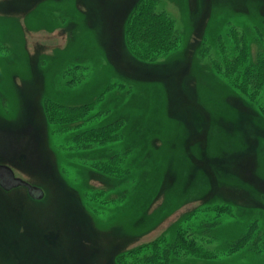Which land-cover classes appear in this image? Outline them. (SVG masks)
I'll return each mask as SVG.
<instances>
[{"label":"rangeland","instance_id":"374dc122","mask_svg":"<svg viewBox=\"0 0 264 264\" xmlns=\"http://www.w3.org/2000/svg\"><path fill=\"white\" fill-rule=\"evenodd\" d=\"M139 3L0 0V264H264V0Z\"/></svg>","mask_w":264,"mask_h":264},{"label":"trees","instance_id":"16d2710c","mask_svg":"<svg viewBox=\"0 0 264 264\" xmlns=\"http://www.w3.org/2000/svg\"><path fill=\"white\" fill-rule=\"evenodd\" d=\"M153 3H154V0H140V3L138 4L137 8L133 11L131 18H130L131 21H130V27H129V31H128V39H129L128 41L130 42V46L133 49V52H135L140 57L153 58L156 54L158 55V54H162L164 52H168L172 48V46H171L172 40H170V38L165 43H161L162 47H161L160 53L157 52V50H156V42H152V45H150V46H144V45L137 43V36H141V37L147 36V27L148 26H147L145 21L148 18L147 16H148L150 10L153 8ZM161 14L166 16V18H165L166 27H167L169 33H171V29L174 27V20L166 12L161 11ZM143 24H145V26H146V28H145L146 32L143 28L137 29L138 26H142ZM242 50L244 51L245 54L247 53L246 43L241 45L240 51H239L240 55H237L235 60H230L229 62H227L230 66V70L232 69V72H234V70H236L237 72H242V68L245 65H248V64H246V59L241 54ZM263 60H264V56L260 55L258 57V66H257V69H259V70H257L255 73L252 74V73H249L248 71H244L243 74H241V75H243V82H240V83H243V87L245 90L249 89L247 87H250L253 89L255 88L252 92L254 94L259 93V91L261 93L262 90H260V89L264 85V64H263ZM243 63H244V65L242 67H240ZM249 74L251 75V79H248L246 77ZM230 76H231L230 79H232V80L238 79L237 77L231 75V73H230ZM257 88L259 90L255 91V90H257ZM2 164H6V163H2ZM7 165H9V164H7ZM12 169H13V167H12ZM15 174L17 175L16 171H15ZM19 177H21V176H19ZM23 179L27 180L29 183H31L33 185H37V184H34L33 182H31L30 180H28L26 178H23ZM37 186H39V185H37ZM19 187L26 188L27 192H28L27 187H25V186H19ZM16 188H18V187H16ZM13 189H11V190H13ZM11 190H6V191H11ZM28 194H29V192H28ZM29 196L34 200H41V199L33 198L30 194H29ZM44 197H45V193H44L43 198ZM135 257H136V254L134 252H132L129 254L128 257H127V255H126V257L123 256L122 261H124L125 264H139V262L136 260Z\"/></svg>","mask_w":264,"mask_h":264},{"label":"water","instance_id":"95a60500","mask_svg":"<svg viewBox=\"0 0 264 264\" xmlns=\"http://www.w3.org/2000/svg\"><path fill=\"white\" fill-rule=\"evenodd\" d=\"M0 186L5 190L25 186L33 198L42 199L44 196V190L41 187L33 185L22 177L17 176L11 166L2 163H0Z\"/></svg>","mask_w":264,"mask_h":264},{"label":"bare ground","instance_id":"6f19581e","mask_svg":"<svg viewBox=\"0 0 264 264\" xmlns=\"http://www.w3.org/2000/svg\"><path fill=\"white\" fill-rule=\"evenodd\" d=\"M22 188L21 187H19V188H17V189H13V190H11V192L10 193H7V194H11V193H13V192H16V191H18V190H21ZM1 191H3V190H1ZM3 192H5V191H3ZM46 198H44V200H45ZM43 200V201H44Z\"/></svg>","mask_w":264,"mask_h":264}]
</instances>
